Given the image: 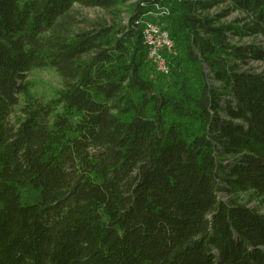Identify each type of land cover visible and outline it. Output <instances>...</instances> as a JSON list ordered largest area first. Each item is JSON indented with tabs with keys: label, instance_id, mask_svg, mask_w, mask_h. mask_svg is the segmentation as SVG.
Returning <instances> with one entry per match:
<instances>
[{
	"label": "trees",
	"instance_id": "trees-1",
	"mask_svg": "<svg viewBox=\"0 0 264 264\" xmlns=\"http://www.w3.org/2000/svg\"><path fill=\"white\" fill-rule=\"evenodd\" d=\"M126 4V24L72 14ZM149 19L174 42L167 74ZM252 61L264 0H0V264H264V211L239 200L264 198ZM37 68L62 78L51 100Z\"/></svg>",
	"mask_w": 264,
	"mask_h": 264
},
{
	"label": "rangeland",
	"instance_id": "rangeland-1",
	"mask_svg": "<svg viewBox=\"0 0 264 264\" xmlns=\"http://www.w3.org/2000/svg\"><path fill=\"white\" fill-rule=\"evenodd\" d=\"M227 6V2H221L211 9L212 13L221 11ZM129 4L122 6L119 16H115L113 13L99 7H83L76 5L72 14L78 19H85L90 23H94L100 20L112 21L117 19L119 22L128 23L130 19V13L128 11ZM238 12H232L230 15L223 19V22H231L239 17ZM246 41L251 40L245 38ZM251 64L258 67L259 70H264V63L259 61H252ZM28 80L30 82L33 94L40 100L48 101L54 98L56 91L62 86V78L57 74L54 69L51 68H37L33 69L28 74ZM223 199H226L225 194H221ZM26 198L35 201L39 198L36 194H26ZM241 202L246 203L250 207L257 208L260 211H264V198L257 197L251 193L241 194L239 196Z\"/></svg>",
	"mask_w": 264,
	"mask_h": 264
},
{
	"label": "built area",
	"instance_id": "built-area-1",
	"mask_svg": "<svg viewBox=\"0 0 264 264\" xmlns=\"http://www.w3.org/2000/svg\"><path fill=\"white\" fill-rule=\"evenodd\" d=\"M142 36L148 46L150 60L158 71L167 74L170 67L165 53L173 51L174 42L164 23L159 19L146 20Z\"/></svg>",
	"mask_w": 264,
	"mask_h": 264
}]
</instances>
